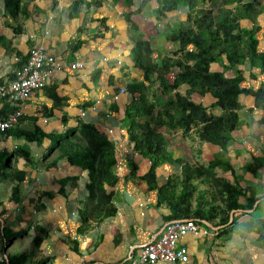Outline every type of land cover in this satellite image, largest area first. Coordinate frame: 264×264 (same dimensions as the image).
I'll return each instance as SVG.
<instances>
[{
    "label": "crops",
    "instance_id": "0c3cea01",
    "mask_svg": "<svg viewBox=\"0 0 264 264\" xmlns=\"http://www.w3.org/2000/svg\"><path fill=\"white\" fill-rule=\"evenodd\" d=\"M71 1L20 0L17 10L10 14L5 11L4 0H0V82L11 78L13 69L33 45H42L59 59L80 63L76 69L66 66L54 72L48 85L21 102L22 116L16 126L32 130L36 125L44 131L60 132L81 119L102 130L114 142L111 174L104 184V193L105 201L114 205L115 213L101 220L94 218L93 202L86 198V169L70 165L63 158L51 167L42 163V154L49 145L47 138L37 144L22 136L3 133L0 135V152L11 153L21 148L28 151L30 161L13 154L0 158V264H9L8 259L14 255L27 254L25 248L35 235L38 240L32 244L35 252L29 257L28 264H38L44 259L43 264L121 262L129 251L135 252L139 244L158 235L165 222L162 216L168 213L164 204H155L156 190L149 189L140 178L149 168V160L133 149V142L128 140L129 122L124 116L125 106L137 96V92L127 91L126 85L134 80L144 86L148 84L131 59L132 33L123 15L136 8L140 0H131L130 6L123 5L120 0H79L77 16L69 18ZM225 1L231 0H222L217 7L227 8L223 5ZM258 1L262 9L253 22L235 15L231 18H235L240 27L250 30L257 39V52H262L264 0ZM214 2L197 3L211 5ZM158 9L157 0H148L139 13L131 15L141 39L149 42L152 54L156 50L157 36L178 27L185 21L188 11L180 2L163 15ZM83 24L85 28L77 33V28ZM18 27L20 29L14 32ZM77 40L79 45L72 51ZM164 42L165 51L179 48L177 41L164 39ZM192 48V45L186 46L188 50ZM221 59L226 64L224 55ZM176 71V66L170 68L168 82ZM208 71L221 72L224 77L240 76V87L264 88V70L260 71L259 66L249 60L233 67L213 61L209 63ZM150 86L153 92L147 91L145 98L154 103V95L160 93L156 92V82ZM187 87L180 84L163 97H172L174 92L182 95ZM52 88L58 100L48 96ZM187 96L214 115L235 111L239 125L222 132L228 141L221 148L197 138L196 133H204L206 129L195 117L186 132L150 120V128L162 134L163 147L170 158L155 168L157 182L180 175V164L174 159L205 166L209 160L217 158L227 160L233 174L215 167L214 176L229 182L235 180L243 189V195L237 199L242 208L228 211L226 223H218L220 214L204 215L213 204L207 202L211 187L200 176V200H191L190 209L193 218L206 232L184 237L189 259L179 264H264V228L259 222L264 220V107H255L250 94H239L234 102L214 105L211 103L219 97L217 90L190 91ZM5 102L0 98V116L3 109V113L9 110ZM146 108L147 119L151 112L155 117L160 109L155 105L152 109ZM54 154L55 151L50 156ZM127 160L136 166L134 175H129ZM175 185L177 189L178 185ZM59 187L63 188V193L58 192ZM78 209L86 211L87 220L82 228ZM4 224L13 232H24L4 242L1 231ZM33 224L42 227L44 232L34 231ZM259 234L262 235L260 239ZM71 241L76 242L77 250H72Z\"/></svg>",
    "mask_w": 264,
    "mask_h": 264
},
{
    "label": "trees",
    "instance_id": "16d2710c",
    "mask_svg": "<svg viewBox=\"0 0 264 264\" xmlns=\"http://www.w3.org/2000/svg\"><path fill=\"white\" fill-rule=\"evenodd\" d=\"M20 0H4V8L6 12L13 14ZM119 0H113L116 2ZM125 6L132 4L131 0H120ZM148 0H140L136 8L125 12L124 19L129 24L132 33L133 46L130 49L131 59L134 65L142 72L144 80L148 81L147 85L134 80L126 85V90L130 93L137 92V96L132 99L124 108V116L128 119L127 128L128 140L133 142V149L149 160V168L140 178L143 179L149 189H155L157 193L156 205L164 204L168 208V213L163 215L164 221L178 218H193L191 215L190 201L195 185L193 179L197 177H206L210 175L214 177L215 183L221 186V192L226 197V210L241 209L242 205L237 201L240 195H243V189L233 180L229 182L222 177H215L213 169L219 167L222 170H229L233 174V169L227 160H219L212 158L208 163L203 165H192L180 159H174L180 164V175L176 177H167L162 183H158L155 175V168L164 161L170 160L168 154L163 147L164 138L155 128H150V120L147 119V106L152 109L155 102L146 101L145 95L147 91L153 92L150 84L156 82L159 95L164 96L169 90L175 89L180 84H186L188 87L184 94L173 93L172 97L166 96L165 101L157 102L160 109L153 118L157 125H164L167 128H179L182 132L190 129L192 119L195 117L205 127L204 133H196L198 139L208 141L224 148L228 137L222 134L223 131H231L239 125L237 114L230 110L219 115H214L206 110L207 107L200 103L190 100L187 94L190 91L198 93L217 90L219 97L211 105L219 102H234L239 94H250L254 99V106L258 108L264 107V88L257 89L240 87V76L224 77L221 72H209L208 65L210 62L219 61L224 66L233 67L249 60L253 65H257L260 71L264 70V51L257 52V39L252 35L248 28L240 27L235 18H248L252 22L255 16L260 12V3L258 0H233L236 2L234 11L226 7H219L215 14L211 11L203 12L194 16L191 20L190 14L187 12L184 22H180L179 26L164 32V38L169 41H177L179 48L171 57H164L159 61H153L150 58L152 52L149 42L141 39L138 26L132 20L131 15L137 14ZM159 2L158 11L164 14L175 7L180 2L186 5L188 9L193 8L198 1L204 0H157ZM212 1V0H208ZM79 0H72L69 4L68 17H76L79 11ZM103 20V19H102ZM191 21V25L187 22ZM184 23V24H183ZM85 24L77 28L80 33ZM20 28H14L17 32ZM79 45L77 40L71 50L74 51ZM187 45L193 48L186 49ZM224 55L226 64L222 62L221 56ZM25 58V57H24ZM176 66L177 71L174 73L171 82H168L167 73L170 68ZM154 76V77H153ZM12 77V76H11ZM153 77V78H152ZM48 96L53 100H58L52 88L48 92ZM5 102V106H7ZM9 107L8 109H10ZM4 110V109H3ZM2 110L1 116L4 115ZM21 118V117H20ZM144 118V121H139ZM7 135L22 136L27 141H35L40 144L43 138L49 140L45 152H43L41 160H48L50 154L55 151L51 159L46 161L45 166H54L56 160L65 159L70 165L80 166L87 170L88 181L85 188L88 191L87 199L93 202V216L96 220H101L115 213V207L112 203L106 202L104 193V184L111 174V164L114 152V142L107 138L106 134L96 127L92 122H84L81 119L76 120L74 126L66 127L60 132L44 131L38 126H34L32 130H26L17 126L8 128L4 132ZM13 155L22 156L26 161H30L28 151L18 148ZM10 156V153L1 151L0 158ZM172 160V159H171ZM129 167V175H134L136 166L127 160ZM254 172V169H252ZM21 175L23 173L18 171ZM178 185L176 189V185ZM59 193H63V188H58ZM216 207H208L204 211L205 217L212 214ZM215 213V212H214ZM221 215L218 223H226L228 216ZM81 217L82 228L87 220L86 211L78 209ZM264 228V220L259 221ZM34 231H43V228L33 224ZM24 232V231H21ZM20 232V233H21ZM5 237L15 235L7 233L4 230ZM258 238H262L259 234ZM32 243L35 244L38 236L32 237ZM72 242V250L76 249V242ZM30 252L20 253L8 259L9 264H28ZM44 260H40L38 264H43Z\"/></svg>",
    "mask_w": 264,
    "mask_h": 264
},
{
    "label": "built area",
    "instance_id": "2783aa9c",
    "mask_svg": "<svg viewBox=\"0 0 264 264\" xmlns=\"http://www.w3.org/2000/svg\"><path fill=\"white\" fill-rule=\"evenodd\" d=\"M66 66L69 69H76L80 67V63L59 59L42 45H33L28 49L25 58L13 69L12 77L0 82V98L11 107L0 116V135L6 129L18 125L22 116L20 103L34 91L48 85L53 73ZM205 232L203 225L194 218L165 221L158 235L139 244L135 252L129 251L125 260L110 264L185 263L189 259V251L183 241L184 237Z\"/></svg>",
    "mask_w": 264,
    "mask_h": 264
},
{
    "label": "rangeland",
    "instance_id": "374dc122",
    "mask_svg": "<svg viewBox=\"0 0 264 264\" xmlns=\"http://www.w3.org/2000/svg\"><path fill=\"white\" fill-rule=\"evenodd\" d=\"M222 0H215L214 3H212L211 5H200V3H196V5L191 8V9H188V13L190 14V18L189 20H191L194 16H197V15H200L201 13L203 12H207V11H211V14L214 12L216 13L217 12V9L219 7H217V5H220ZM247 1V0H245ZM260 3V1H259ZM223 5H227L231 11H234V8H235V2L233 0L231 1H225ZM187 7V6H186ZM188 8V7H187ZM259 8L262 9V6H259ZM260 9V11H261ZM233 16V15H232ZM256 17V16H255ZM188 25H191V21H188L187 22ZM161 34L163 35H158L157 38H156V43H155V47H156V50H155V53H151L150 54V58L151 60L153 61H159L160 59H163L164 57H171L172 59H174L175 57L173 56L172 53H174L175 51L173 50H167L165 51L164 50V35L165 33L162 32ZM156 92H159L158 90H156ZM156 96L155 99L153 100L155 102V106H158L160 107L157 102L160 103V101H165L166 100V97H163V96H160V95H154ZM154 118V115L153 113L151 112V114H149V120H153ZM154 122V121H153ZM15 152V151H13ZM13 152L10 153V156L13 154ZM8 156V157H10ZM52 156H50L48 158L51 159ZM48 160H45L44 162L42 161V163L45 165L46 161ZM197 165H200V164H197ZM205 178L206 180V184L211 187V191H210V196H209V200H207L208 203H212L213 205H211L212 207H216V209L213 210V212L215 213H218L220 215H225L227 213V210H226V197L224 195V193L221 192V186L218 185L217 183H215V180H214V177L210 176V175H206V177H203ZM193 184L195 185V191L193 192V195H192V198L191 200H195V201H198L200 200V177H197L195 179H193ZM205 187V185H204ZM0 219L1 216H0ZM4 223V221H3ZM4 230H8L9 233H14L15 235H11V236H8V237H5L4 235ZM1 231L3 233V237H4V242H6L8 240V238H11L13 236H16L18 235L21 231H17V232H13L10 230V228L7 227L6 224H4L3 226H1ZM32 240H31V244H29L28 248H25V250L27 251L28 250V253L30 252V255L29 257L32 255V253H34V248L32 246Z\"/></svg>",
    "mask_w": 264,
    "mask_h": 264
},
{
    "label": "bare ground",
    "instance_id": "6f19581e",
    "mask_svg": "<svg viewBox=\"0 0 264 264\" xmlns=\"http://www.w3.org/2000/svg\"><path fill=\"white\" fill-rule=\"evenodd\" d=\"M5 132V131H4Z\"/></svg>",
    "mask_w": 264,
    "mask_h": 264
}]
</instances>
